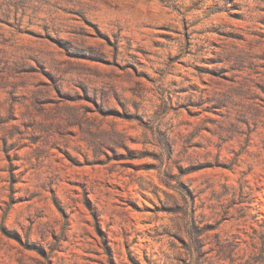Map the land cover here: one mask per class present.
I'll return each instance as SVG.
<instances>
[{
	"label": "rangeland",
	"instance_id": "1",
	"mask_svg": "<svg viewBox=\"0 0 264 264\" xmlns=\"http://www.w3.org/2000/svg\"><path fill=\"white\" fill-rule=\"evenodd\" d=\"M0 264H264V0H0Z\"/></svg>",
	"mask_w": 264,
	"mask_h": 264
}]
</instances>
